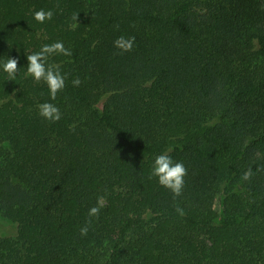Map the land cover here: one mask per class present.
I'll return each instance as SVG.
<instances>
[{
	"label": "trees",
	"instance_id": "trees-1",
	"mask_svg": "<svg viewBox=\"0 0 264 264\" xmlns=\"http://www.w3.org/2000/svg\"><path fill=\"white\" fill-rule=\"evenodd\" d=\"M57 41L72 55L47 60L65 76L52 100L26 55ZM8 57L0 212L17 228L0 264H264V0H0ZM167 149L187 168L175 198L149 179Z\"/></svg>",
	"mask_w": 264,
	"mask_h": 264
},
{
	"label": "clouds",
	"instance_id": "clouds-1",
	"mask_svg": "<svg viewBox=\"0 0 264 264\" xmlns=\"http://www.w3.org/2000/svg\"><path fill=\"white\" fill-rule=\"evenodd\" d=\"M53 17L52 10H39L33 13V18L38 23H44L46 20H51ZM74 20H78V14L73 16ZM135 38H125L123 36L118 37L114 42L113 46L118 48L121 53L130 52L133 48ZM62 54L64 56H71L72 53L69 49L64 47L62 41H57L52 44H45L41 47L38 52L27 54V67H26V77H31L36 83L43 81L49 90V96L52 100H55L58 92L62 91L65 87V76L61 74L59 68H53L47 66V60L50 56ZM2 71L7 74L8 80H15L16 74L19 71L18 59L8 57L3 65H0ZM73 86L78 87L81 83L79 78L72 81ZM38 113L44 119L57 122L61 119L60 109L49 102L41 103L37 105ZM171 149L165 150L164 153L159 154L155 157L152 168L151 176L158 179L160 186L168 189L173 194L174 198L182 195L184 188V177L187 175V168L184 166L183 162H174L171 156L168 154ZM259 170V169H258ZM253 175L252 169L249 168L242 176V179L247 181L251 179ZM103 197L98 199L97 206H93L89 209V217H99L100 208L103 206L101 201ZM176 211L179 215L183 216L184 211L182 208L177 207ZM91 220L88 221V224ZM88 233V226L82 227L80 229L81 236H86Z\"/></svg>",
	"mask_w": 264,
	"mask_h": 264
},
{
	"label": "rangeland",
	"instance_id": "rangeland-1",
	"mask_svg": "<svg viewBox=\"0 0 264 264\" xmlns=\"http://www.w3.org/2000/svg\"><path fill=\"white\" fill-rule=\"evenodd\" d=\"M16 224L10 220H8L3 214L0 212V233L7 235H15L16 232Z\"/></svg>",
	"mask_w": 264,
	"mask_h": 264
}]
</instances>
